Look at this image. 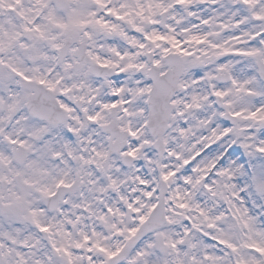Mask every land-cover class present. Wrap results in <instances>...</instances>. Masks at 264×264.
I'll return each instance as SVG.
<instances>
[{"label":"snow or ice","instance_id":"1","mask_svg":"<svg viewBox=\"0 0 264 264\" xmlns=\"http://www.w3.org/2000/svg\"><path fill=\"white\" fill-rule=\"evenodd\" d=\"M0 264H264V0H0Z\"/></svg>","mask_w":264,"mask_h":264}]
</instances>
